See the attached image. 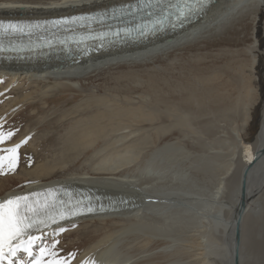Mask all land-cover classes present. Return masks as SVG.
Returning a JSON list of instances; mask_svg holds the SVG:
<instances>
[{"label": "bare ground", "instance_id": "6f19581e", "mask_svg": "<svg viewBox=\"0 0 264 264\" xmlns=\"http://www.w3.org/2000/svg\"><path fill=\"white\" fill-rule=\"evenodd\" d=\"M135 2L0 0V21L54 20ZM64 35L49 31L31 42ZM171 50L183 53L167 54ZM171 60H180L175 64L183 71L164 80ZM0 85L4 127L15 117L11 112L41 110L32 100L49 104L52 89H62L73 93L66 104L84 96L59 120L76 124L67 134L65 159L105 144L94 149L98 161L89 170L55 177V167L36 163L28 172L39 179L22 187L0 183V200L62 187L103 205L61 221L72 232L66 236L55 234L60 225L35 233L63 242L76 230L102 227L104 236L87 250L65 245L70 264H264V0H209L182 26L141 43L93 46L88 53L60 43L0 53ZM20 86L22 99L14 96ZM217 121L233 122L240 138L226 153L210 152L212 145L199 137L215 132ZM190 126L189 162L168 161L164 154L177 150V140L185 144Z\"/></svg>", "mask_w": 264, "mask_h": 264}, {"label": "snow or ice", "instance_id": "6c2138e0", "mask_svg": "<svg viewBox=\"0 0 264 264\" xmlns=\"http://www.w3.org/2000/svg\"><path fill=\"white\" fill-rule=\"evenodd\" d=\"M208 2L209 0H136L135 3L114 7L110 12L91 15L36 22L0 21V53L19 54L45 46L52 47L57 42L68 51H72L74 45L88 53L93 46L103 49L125 40L151 36L169 26H182L193 15L202 12ZM116 20L121 23L109 24L107 30H98L94 27V25L103 27L108 21ZM80 29H84L85 32H79ZM49 31H52L53 37L61 31L75 34L59 41L44 39L43 43H31L32 36ZM13 36H27L29 43L13 45L10 39L6 43V38ZM13 135L14 131H4V124L0 122V145L10 140ZM20 146L17 144L10 148H0V174H7L4 171L5 161L9 172L15 170ZM87 199L91 200L90 197ZM83 205L84 198L77 199L73 192L62 187L0 200V264H70L73 254L61 256L62 249L56 247L59 240L54 239L49 244L44 237L35 233L52 225H60L61 221H70L85 211L94 210L90 203L87 206ZM66 230L60 225L54 231L58 235ZM44 257L47 259H42Z\"/></svg>", "mask_w": 264, "mask_h": 264}, {"label": "rangeland", "instance_id": "374dc122", "mask_svg": "<svg viewBox=\"0 0 264 264\" xmlns=\"http://www.w3.org/2000/svg\"><path fill=\"white\" fill-rule=\"evenodd\" d=\"M182 54L183 51L179 50H171L167 52V54H174V53ZM180 60H171L169 61L172 65L175 64V62H178ZM183 71V70H182ZM181 68H177V65L175 64L172 66L165 74L164 80L173 81L176 80L178 76H180ZM185 74V73H184ZM50 86V85H48ZM47 85H43V89H49ZM2 86L0 85V88ZM29 91L34 90V85L27 87ZM12 89V88H11ZM5 90V89H4ZM13 90V89H12ZM10 91V93L12 92ZM14 90H18L17 94L11 93L13 96H17L18 98L22 99L24 98L25 92L24 87L20 86ZM53 91L51 94V100L50 103L47 104L44 101L40 100L38 98L37 100L32 101H39V106L43 109L37 110V108L33 109H27L25 113L23 112L21 115L18 112H11L12 116L14 117L11 119V122L7 124V126L4 127V131L12 130L14 131V135L11 137L10 140H6L3 145H0V148H10L12 146H15L17 144L21 145L19 148V159L17 167L14 171H8L7 169V161H5V169L4 171L7 174H0V183L7 184L9 186L12 185H18L19 187L25 186L29 181H34L39 179L40 177L36 176H29V170H31L34 165L48 162L52 167H55V172L53 173V176L59 177L63 173L67 172H78V171H84L89 170L92 168V165H95V162L98 161L97 157L94 156V149H100L104 147V142H101L96 147L90 149V151L87 153H82L78 158L75 160L71 157L65 159V153L67 152L66 149V139L67 134H69L70 130L76 128V124H72V120L69 121L67 118H64L62 121H59L61 116L65 111L66 113L71 112L73 107L77 106L79 102L83 100L84 96H78L77 99L74 101L68 102L73 97V93H70L68 91H63L62 89L58 90L56 88L52 89ZM1 92L3 90H0ZM24 93V94H23ZM6 94V93H5ZM8 97H4L3 101H12ZM70 103V104H69ZM56 110H60V112L55 113ZM161 113H165L166 110L162 109L160 110ZM55 113V114H53ZM168 114V113H166ZM216 112L211 113V118L214 117ZM47 116L51 119V123H49L47 126L46 120ZM10 117V118H11ZM174 119V118H173ZM44 121V124L40 123V121ZM169 124L170 121H166ZM218 122V128L215 132H212L215 134L212 136V133L210 132V136L207 134H200L199 137L204 142L212 145L211 151H218L219 153H226L228 149V145H234L237 141L240 140L238 136L236 135V132L234 131L235 124L233 122H225V121H217ZM173 126V125H172ZM228 126V127H226ZM62 129V130H61ZM68 132V133H67ZM227 132V133H226ZM194 134V127L190 126L185 131V140L193 141L192 138L195 136ZM187 140L185 141V144L181 142L180 140H177V143L174 144L173 148L177 150L170 151L167 154H164L165 157H168V161L175 162L176 164H180V162H189L188 156L189 153L187 152L188 148L187 146ZM214 141V142H213ZM213 144H212V143ZM184 144V145H183ZM34 146V147H33ZM219 146H224L225 149H220ZM227 146V147H226ZM172 148V147H171ZM214 148V149H213ZM209 149V148H207ZM226 151V152H225ZM7 155L8 153H3ZM74 154H76L74 152ZM73 153H69V155H74ZM172 155V156H171ZM188 155V156H187ZM64 159V160H63ZM223 159V157H222ZM242 159L244 160L245 157L242 156ZM64 161V162H63ZM218 164L223 165V160L219 161ZM63 165V166H62ZM62 167V168H60ZM64 171V172H63ZM55 174V175H54ZM26 179L24 182L20 179ZM28 179V180H27ZM24 182V183H23ZM85 230V231H84ZM84 231V232H83ZM104 229L102 227H99V225L96 226H89L88 228L80 229L79 231L76 230L74 233V236L68 240H64L63 242H59V244L56 245L57 248L62 249V252L60 253L61 256H65V245L70 244L75 246L71 248L72 251L76 250L77 252L81 250H87L91 248L93 245L97 243V240L101 239L104 236ZM71 231H64L63 234L66 236ZM72 233V232H71ZM103 235V236H102ZM101 237V238H100ZM60 240L58 236L56 237H47L45 241L47 243L51 244L52 240ZM49 241V242H48ZM39 243V242H38ZM75 251V252H76ZM42 259H47V257H44Z\"/></svg>", "mask_w": 264, "mask_h": 264}]
</instances>
